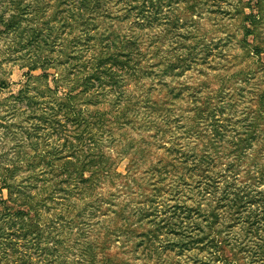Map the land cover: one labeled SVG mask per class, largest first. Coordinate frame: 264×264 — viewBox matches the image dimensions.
<instances>
[{
    "label": "rangeland",
    "instance_id": "374dc122",
    "mask_svg": "<svg viewBox=\"0 0 264 264\" xmlns=\"http://www.w3.org/2000/svg\"><path fill=\"white\" fill-rule=\"evenodd\" d=\"M106 1L105 7H108L111 16L105 18V22L96 17L92 23L95 26L104 24L116 31L125 28L128 30L130 25L123 17L125 13L122 10L125 0ZM193 1L164 0L167 6L163 7V12L169 14L170 19H179V27L167 32L163 29L166 27L164 24H155V27L158 26L153 29L151 35L155 34L153 40L157 42L153 45L151 37L146 35L147 32L143 33L144 47H150L149 57L151 58L155 51L158 54L146 62L166 61L168 57L172 59L179 54V51L186 53L190 50V56L195 59L190 67H185L177 76H156L158 78L150 76L138 83L132 80L125 91L130 89L129 93H133L134 98L129 103V99H124L128 94L126 93L122 99L123 103L131 106L127 115L119 116L118 106L112 108L114 98L110 101L111 97L107 95L102 97L103 102L88 105L79 99L75 102L74 109L82 110L83 118L87 114V127L84 119L78 124L59 113L57 118L62 122L66 121V126L61 129L57 122L51 123L52 114H49L48 121L42 124L35 134L33 128L40 120L31 118L30 111L25 110L26 101L21 103L12 96V93L17 94L23 87L30 69L26 64L22 65L26 62L8 60L9 57L4 59L3 52L10 51L8 50L10 39L0 41V79L8 84L0 93V181L4 177H9L8 180L21 185L26 194L39 192L43 179L53 178L58 173L56 166L58 162H55L53 153L68 155L69 146L63 147L62 144L67 141L66 137L72 139L73 133L77 130L87 129L82 135L84 139H90L88 129L92 124L94 125L92 134L101 140V147L103 146L112 160V164L108 162L110 176L101 179L95 190H91L95 193L94 196L83 200L88 199L91 205L82 216L80 215V219L78 217V220L76 218L74 219L76 221L73 220L75 212L78 213L77 210L84 206L83 201L73 199L72 201H75L71 202L73 207L60 205L56 207L48 201V207L39 208L42 216V226H39L42 230H37L41 232L39 242L23 241L17 246H9L8 249L1 248L0 264H7V261L12 264H58L56 260L59 258L63 259L61 264H83L77 260L79 245L86 247L88 244L97 248L102 245L100 242L103 233L100 234L99 243L92 240L97 239L94 228L98 225L90 223L92 219L90 211L95 209L98 218L102 219L101 224L105 227L113 226L115 218L111 217L116 215L114 212L107 215L108 212H112V209L108 208L109 203H114V209L123 208L127 203L136 207V201H142L155 193L153 187L159 179L162 193L161 196L158 195L159 199L174 203L176 200L174 195L179 188L183 192L177 199L184 200L189 205L198 198L199 179L205 180L219 171L224 175L237 173V177L245 181L249 178V171H252L251 174H264V139L252 140L241 153L239 150H233L236 145L232 143L237 141V134L242 135L240 131L248 128L249 122L245 123L244 120L250 115L249 112L261 108L260 93L264 92V19L258 24L259 35L246 37L243 17L251 10L247 3L254 5V0H215L217 1L215 5L211 0L208 5L198 0L199 4L192 10ZM44 5L45 17L39 15L37 20L61 16L62 6L57 5L56 0H44ZM242 9L245 14H240ZM132 15L129 14L130 17ZM56 32L60 33L57 30ZM59 42L60 39L57 40L56 46ZM253 47H262V54L258 56ZM24 52L25 49L22 53ZM12 55L14 57L17 54ZM162 69L161 66L154 68L155 73H161ZM58 71L59 69L51 68L48 70V82L45 78H39L35 83L37 89L44 92L39 98L43 99L38 105L41 106L40 113L50 110L52 106L57 110L58 98L64 97L69 90V84L67 86L60 82L55 84L53 78L58 75ZM32 73L39 76L43 72L38 68ZM55 87H58V90L54 89ZM49 89L55 91L57 96L51 97L53 94ZM145 96H150L148 101L144 99ZM135 102L138 103V109ZM154 103L161 105L156 115L145 114L144 106ZM195 105L205 111H202L201 115L198 114ZM98 123L104 128L97 129ZM35 146L37 152H34ZM208 163L212 165L209 170L206 169ZM115 171L119 173L118 176H114ZM32 173H35L34 177H30ZM220 194L221 190L217 195ZM0 196L7 199L5 188L0 190ZM207 197L206 203L212 200L211 194ZM8 205L12 206L11 203ZM90 208L92 210H89ZM158 208L163 210L161 205H158ZM57 209H62L70 215L68 220L65 216L57 221L52 220L51 216ZM44 220L50 227L45 225ZM119 224L120 221L115 225ZM143 227L144 225L136 231L146 233ZM47 234L55 237L57 244L51 238L50 243H46L44 239ZM138 241L136 235L127 231L119 241L111 240L112 246L108 253L120 259L119 264L217 263L203 251L179 253L176 250H167L163 246L158 249L159 253H153L150 260L144 256V252L148 253L147 249L143 251V246L136 248ZM155 244L157 245L156 241ZM14 248L16 249L13 250ZM21 255H24L25 260H21ZM102 255L103 253L99 252L98 258ZM241 256L240 254L237 256L240 264H252Z\"/></svg>",
    "mask_w": 264,
    "mask_h": 264
},
{
    "label": "trees",
    "instance_id": "16d2710c",
    "mask_svg": "<svg viewBox=\"0 0 264 264\" xmlns=\"http://www.w3.org/2000/svg\"><path fill=\"white\" fill-rule=\"evenodd\" d=\"M196 1L198 0L191 3L192 10L199 4V1ZM201 1L206 5L210 3L209 0ZM211 1L214 5L217 2ZM254 1V5L247 3V7L251 8L249 13L245 14L243 9L240 10V14H245L243 30L246 37L258 36V24L264 19V0ZM56 3L62 6L61 16L55 15L51 19L39 21L40 18L37 20V17L39 15L45 17L46 13L44 12V0H31V2L0 0V41L10 39L8 46L10 51L3 52L4 59L9 57L8 60L26 62L22 65L26 64L30 69L26 74L27 80L23 87L18 90L17 94L12 93V96L21 103L26 101L25 110L30 111L31 118L35 117L40 120V123L33 128L35 134L41 125L48 121L49 114H52L51 123L57 122L61 129L66 126V121L62 122L57 118L59 113L78 124L84 119L83 122L87 127V114L83 118L82 110L74 109L75 102L79 99L88 105V103L103 102L102 97L107 95L111 97L110 101L114 98L112 108L115 105L118 106V115H127L131 106L126 105V102L123 103L122 99L126 93L128 94L124 99H129V103L134 98L133 93H129L130 89L125 91L132 80L138 83L141 79L150 76H177L195 61L190 56L191 51L189 50L186 53L179 51V54L173 56L172 59L168 57L166 61L146 62L158 54L155 51V54L149 57L150 47H144V31L151 37V45H153L157 41L154 42L155 34L151 35V32L158 25L164 24L166 27L163 29L167 32L179 27V19H170V15L163 12V7L167 6L164 0H125V6L122 9L125 13L123 17L128 20L130 26L128 30L125 28L121 31L106 27L104 24L95 26L92 23L96 17L105 22V18L111 16L108 7H105L106 0H56ZM129 14L133 15L130 17ZM155 24L158 25L155 27ZM67 28L68 31H66ZM75 30H77L76 33ZM58 39H60L59 46H56ZM23 49H25L24 53H22ZM157 49L159 51L158 47ZM253 50L258 56L262 54V47H253ZM11 54L17 55L13 57ZM160 66L163 67L162 72L155 73L154 68ZM38 68L43 73L39 76L33 75L32 71ZM51 68L59 69L58 75L53 78L55 84L57 85L58 82L66 86L69 84V90L64 97L58 98L57 110L52 106L50 110L40 113L41 106L38 105L43 102V99L39 100V98L44 92L39 91L35 83L39 78H45L48 82V70ZM7 86L8 84L0 79V93ZM54 89L58 90V87ZM49 90L53 94L51 97L57 96L55 91ZM138 97L140 98V95ZM149 98L150 96H145L144 99L148 101ZM260 99L259 107L261 108L251 110L250 115L244 120L245 123L249 122L248 128L240 131L242 135H236L237 141H232L236 145L233 148L234 151L239 150L238 152L241 153L252 140L264 139V122H262L264 120V92L260 93ZM135 106L138 109L137 102ZM195 106L198 114L201 115L202 111H205L200 106ZM160 107L161 105L156 103L145 105L144 113L154 116ZM211 115L214 116L213 113ZM127 122H129L128 117ZM98 124L97 129L104 128L101 123ZM93 126L92 124L88 129L90 139H84L82 135V132L87 129L75 131L72 139L66 137L67 141H64L62 146H69V154L62 156V154L53 153L55 162H58L56 164L58 173L53 178H44L39 192L26 194L21 185L14 184L8 180L9 177L1 179L0 190L4 188L7 190V199L0 196L2 205L0 206V249L17 246L23 241L36 240L39 242L41 232L37 230H42V227L39 228L42 226L40 207H48V201L56 207L58 205L73 207L71 206V202H75L72 201L73 199L83 201L91 195L94 196L95 193L91 190H95L101 183V179L110 176L108 162L112 164L111 156L106 154L103 146L101 147V140L93 135ZM34 150L37 152V146ZM50 168L52 169L51 165ZM211 168L212 165L208 163L206 169ZM250 172L252 171H249L250 175L246 181L239 179L237 173L224 175L220 171L205 180L200 181L199 179L198 198L189 205L184 200L177 199L183 192L179 188L174 195L176 199L174 203L159 199L162 195L159 179L153 187L155 193L142 201H136V207L127 203L123 208L114 209V203H109L108 208L112 209V212H108L107 215L113 212L116 216L119 215L111 217V219L115 218L113 226L102 225L100 222L102 219L98 218L93 209L90 211L92 218L90 223L98 226L94 228V235L97 239L92 240L99 243L100 234L103 233L100 242L102 245L100 248L91 247L88 244L86 247L79 245L77 260L83 264H119L120 259L108 253L112 246L111 240L112 242L119 241L120 237L129 231L139 238L136 248L143 246V251L147 249L148 253L144 252V256L146 255L150 260L153 258V253H159L158 249L163 246L167 250H176L179 253L192 250L206 252L210 258L214 259V262H217L216 264H240L237 260L239 254L245 261L252 264L258 262L264 264V174H251ZM114 173V176L119 175L116 171ZM34 176L35 173L30 175V177ZM219 190L221 194L217 195ZM208 194H211L213 201L209 200L206 203ZM7 203H11L12 206ZM83 204L84 206L77 210L78 213L75 212L73 220L75 218L78 220V217L80 219V215L82 216L91 205L88 199L83 201ZM158 205L163 206V210H160ZM126 212L128 213L125 214ZM64 216L68 220L70 215L62 209H57L51 217L52 220L57 221ZM118 221L120 224L116 226ZM43 222L50 227L45 220ZM142 225L146 233L136 231ZM50 238L57 244L55 237L48 234L44 241L50 243ZM99 252L103 253L100 258H98ZM20 258L25 260L24 255ZM45 258H47L46 255ZM62 261V258L56 260L58 264ZM7 264L12 263L7 261Z\"/></svg>",
    "mask_w": 264,
    "mask_h": 264
}]
</instances>
